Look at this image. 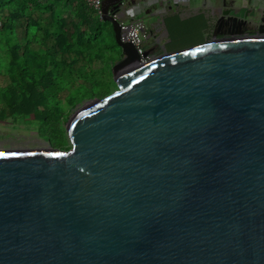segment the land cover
I'll use <instances>...</instances> for the list:
<instances>
[{
	"label": "water",
	"instance_id": "obj_1",
	"mask_svg": "<svg viewBox=\"0 0 264 264\" xmlns=\"http://www.w3.org/2000/svg\"><path fill=\"white\" fill-rule=\"evenodd\" d=\"M125 3L101 1L116 90L69 148L0 150V264H264V10L142 62Z\"/></svg>",
	"mask_w": 264,
	"mask_h": 264
},
{
	"label": "trees",
	"instance_id": "obj_2",
	"mask_svg": "<svg viewBox=\"0 0 264 264\" xmlns=\"http://www.w3.org/2000/svg\"><path fill=\"white\" fill-rule=\"evenodd\" d=\"M116 48L81 0H0V118L32 117L61 148V105L110 93Z\"/></svg>",
	"mask_w": 264,
	"mask_h": 264
},
{
	"label": "crops",
	"instance_id": "obj_3",
	"mask_svg": "<svg viewBox=\"0 0 264 264\" xmlns=\"http://www.w3.org/2000/svg\"><path fill=\"white\" fill-rule=\"evenodd\" d=\"M240 7L249 15L251 10H264V0H126L120 22H140L147 34L144 51L155 57L178 50L173 36L182 29L199 31L205 38L202 42L211 41L217 36L220 11Z\"/></svg>",
	"mask_w": 264,
	"mask_h": 264
},
{
	"label": "rangeland",
	"instance_id": "obj_4",
	"mask_svg": "<svg viewBox=\"0 0 264 264\" xmlns=\"http://www.w3.org/2000/svg\"><path fill=\"white\" fill-rule=\"evenodd\" d=\"M203 33L199 31L182 29L173 36L172 44L176 45L177 51H185L210 41L202 42L205 38L201 39ZM199 41V44H195ZM205 41V40H204ZM175 51V52H177ZM113 60V64L120 59V51L117 47L112 52L108 54ZM161 55V54H160ZM6 79L0 78V86L5 84ZM109 87V92L116 90V85L114 81ZM97 98L85 97L77 102L74 106L70 104L61 105L63 112V119L60 120L59 127L63 131V144L57 147L55 140L53 139L52 131L48 130L46 127L42 126L38 121L32 119V117H22V118H12L10 116L4 115L0 118V150H18V149H56V150H66L70 146L67 125L71 117L75 114L77 110L85 106L89 102Z\"/></svg>",
	"mask_w": 264,
	"mask_h": 264
},
{
	"label": "built area",
	"instance_id": "obj_5",
	"mask_svg": "<svg viewBox=\"0 0 264 264\" xmlns=\"http://www.w3.org/2000/svg\"><path fill=\"white\" fill-rule=\"evenodd\" d=\"M101 1L102 0H81V2L91 10L98 19H101ZM120 40L130 42L136 48V52L141 55L144 52V43L147 39L146 31L138 21L120 22ZM149 55L141 58L142 62L151 60Z\"/></svg>",
	"mask_w": 264,
	"mask_h": 264
},
{
	"label": "flooded vegetation",
	"instance_id": "obj_6",
	"mask_svg": "<svg viewBox=\"0 0 264 264\" xmlns=\"http://www.w3.org/2000/svg\"><path fill=\"white\" fill-rule=\"evenodd\" d=\"M225 10H228V9H225ZM224 23H225V21L222 20L220 15H219L218 18L216 19V23H215V32L217 34V36L215 37L216 39L221 36L220 33L224 29ZM241 27L243 29V25Z\"/></svg>",
	"mask_w": 264,
	"mask_h": 264
}]
</instances>
